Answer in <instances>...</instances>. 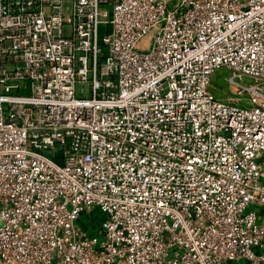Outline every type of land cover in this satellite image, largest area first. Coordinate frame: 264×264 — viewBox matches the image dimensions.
<instances>
[{
  "label": "built area",
  "instance_id": "2783aa9c",
  "mask_svg": "<svg viewBox=\"0 0 264 264\" xmlns=\"http://www.w3.org/2000/svg\"><path fill=\"white\" fill-rule=\"evenodd\" d=\"M0 88V264H264V0H0Z\"/></svg>",
  "mask_w": 264,
  "mask_h": 264
},
{
  "label": "rangeland",
  "instance_id": "374dc122",
  "mask_svg": "<svg viewBox=\"0 0 264 264\" xmlns=\"http://www.w3.org/2000/svg\"><path fill=\"white\" fill-rule=\"evenodd\" d=\"M64 33H66V28H64ZM228 71L219 68L217 69L214 74L212 75L211 79V90L214 93V95L220 99H226L227 97H234L237 102L239 103H245L246 99L245 96L243 95V92H239L236 90V88L228 83L225 79L224 76H228ZM242 81L244 83H249L250 79L249 78H243ZM1 89V88H0ZM88 84L87 83H77L75 87V92L76 95L78 96H86L88 95ZM99 217V212L97 210H90L81 213L80 216V223L83 225V227L87 230L88 235L95 236L97 237L98 240H100V235L97 233L98 229V219ZM91 225L88 227V225ZM96 224V226H92Z\"/></svg>",
  "mask_w": 264,
  "mask_h": 264
},
{
  "label": "crops",
  "instance_id": "0c3cea01",
  "mask_svg": "<svg viewBox=\"0 0 264 264\" xmlns=\"http://www.w3.org/2000/svg\"><path fill=\"white\" fill-rule=\"evenodd\" d=\"M262 158H263V161H264V156Z\"/></svg>",
  "mask_w": 264,
  "mask_h": 264
}]
</instances>
